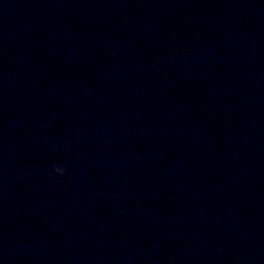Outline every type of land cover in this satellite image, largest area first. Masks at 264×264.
Returning a JSON list of instances; mask_svg holds the SVG:
<instances>
[{"label":"water","instance_id":"water-1","mask_svg":"<svg viewBox=\"0 0 264 264\" xmlns=\"http://www.w3.org/2000/svg\"><path fill=\"white\" fill-rule=\"evenodd\" d=\"M0 264H264V0H0Z\"/></svg>","mask_w":264,"mask_h":264}]
</instances>
